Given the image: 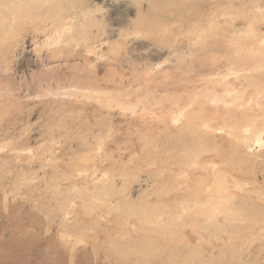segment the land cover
Listing matches in <instances>:
<instances>
[{"label": "rangeland", "instance_id": "1", "mask_svg": "<svg viewBox=\"0 0 264 264\" xmlns=\"http://www.w3.org/2000/svg\"><path fill=\"white\" fill-rule=\"evenodd\" d=\"M0 264H264V0H0Z\"/></svg>", "mask_w": 264, "mask_h": 264}]
</instances>
